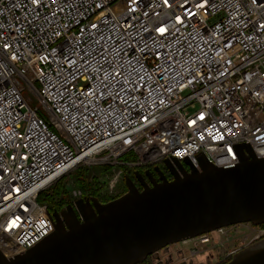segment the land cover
<instances>
[{"label":"built area","instance_id":"1","mask_svg":"<svg viewBox=\"0 0 264 264\" xmlns=\"http://www.w3.org/2000/svg\"><path fill=\"white\" fill-rule=\"evenodd\" d=\"M240 145L264 158V0H0L5 259L52 233L37 198L80 166L118 167L111 193L124 169L231 166ZM241 225L181 244L193 255Z\"/></svg>","mask_w":264,"mask_h":264},{"label":"water","instance_id":"2","mask_svg":"<svg viewBox=\"0 0 264 264\" xmlns=\"http://www.w3.org/2000/svg\"><path fill=\"white\" fill-rule=\"evenodd\" d=\"M238 163L215 167L204 155L165 160L143 175L123 177L126 192L106 203L80 197L53 211V231L25 253L0 264H141L159 250L220 228L264 224V158L237 147ZM146 179V180H145ZM147 181V182H146ZM225 264H264V243Z\"/></svg>","mask_w":264,"mask_h":264},{"label":"trees","instance_id":"3","mask_svg":"<svg viewBox=\"0 0 264 264\" xmlns=\"http://www.w3.org/2000/svg\"><path fill=\"white\" fill-rule=\"evenodd\" d=\"M90 169L91 168L87 167H85L84 169L77 168L74 173V178H72L73 187L76 191L80 192L81 197H94L97 198L101 203H106L120 197L126 192V189H124L122 193L114 197L104 194L103 191H105L104 189L106 187V181L104 180V177H106L107 174V177L112 175L111 168L102 167L98 174L90 171ZM161 169L162 171H164L165 175H168V180H171L172 178L167 173V171L163 167H161ZM140 170L145 171L146 169H124L123 176L127 175L134 181V172ZM45 191V194H42V192L41 194H39L37 200L40 204L46 206L49 214H51L53 211H59L61 210V208L72 204V195L70 196L69 190L66 188V186L60 185L59 182ZM260 227L264 228V224ZM230 259L231 257L226 258L225 261L221 264L227 263ZM141 264H155V262L153 261V258L151 256H148Z\"/></svg>","mask_w":264,"mask_h":264},{"label":"rangeland","instance_id":"4","mask_svg":"<svg viewBox=\"0 0 264 264\" xmlns=\"http://www.w3.org/2000/svg\"><path fill=\"white\" fill-rule=\"evenodd\" d=\"M33 85H34L35 89L37 91H39L38 86L36 84H33ZM22 95L27 100V104L30 108L37 109V113L40 117H42L43 119H48L49 114H48L47 110L44 108L43 103L41 102V100L38 98L37 95L30 92L28 89H24L22 91ZM132 160H133V156L131 154L125 155L121 158V161H125V162H131ZM78 168L84 169L85 167L80 166ZM101 168H102L101 166L91 167L90 171H93L95 174H98V172L101 170ZM118 169H119L118 167H111V170H118ZM75 171H76V169L73 170L72 172L66 174L65 176L61 177L60 179H58L53 185H51L49 188H47V190L59 182L60 185L66 186V188L69 190L70 196L72 195L71 198L74 201L75 198L73 197V193L79 192V191L75 190V188L73 187V183H72V180H73L72 178H74ZM107 176H108V174H107ZM107 176L104 177V180L106 181V187L104 189L105 191H103L104 194L114 197V196L122 193L124 191V189H126L124 182H123V177H124L123 176L122 179L118 180L115 188L111 191V193H109L107 183L109 182V179H111L113 175H111L109 177H107ZM45 193H46V191L42 192V194H45ZM259 230L264 231V228H262L260 226H253L251 224H244V225H241L239 227H234V229H229V231L232 235L230 236V240L228 241V245L225 246V249H223L221 247L223 244H221L218 240L217 241L218 245H216V248L217 249L222 248V250H226V252L233 251V249L235 248L233 245L234 241H236V242L237 241L238 242L243 241L244 245H247L256 239V235H258ZM259 238H261V236ZM216 248H213V249L208 248L209 254L213 255V253H210V252ZM226 252H224V253H226ZM214 255H216V253H214ZM154 259H156V260L160 259L159 255H155L153 257V261H154ZM222 259L224 261L226 258L223 257ZM215 260H213L211 262V264H215V262H216ZM223 261H221L219 264H221Z\"/></svg>","mask_w":264,"mask_h":264},{"label":"flooded vegetation","instance_id":"5","mask_svg":"<svg viewBox=\"0 0 264 264\" xmlns=\"http://www.w3.org/2000/svg\"><path fill=\"white\" fill-rule=\"evenodd\" d=\"M149 170L152 171L154 176H156V174L153 172L152 168ZM139 172L142 175L144 173L143 170H140ZM165 176L167 177L168 175H165ZM134 183H135L136 187L141 189L140 184L138 182H136L134 180ZM259 237L247 245H244L243 241H240V242L234 241L233 245L235 248L233 249V251H230V252H226V250H222V248L225 249V246L228 245V241L230 240V238H229L228 241L225 242L221 246L222 248H220V249H217L216 245H212V246L206 245V246H202L195 254L189 255L180 242L177 244H172L170 246H167V247L159 250L157 253L151 255V257L153 258L155 255H159L160 259H158V260L154 259L155 264H211V262L215 259H216L215 264H219L221 261H223V259H222L223 257L229 258V257H232L233 254H235L239 251H242L246 248L258 247V246L262 245L264 243V234L261 235V238H259ZM214 240L216 241L217 239H214ZM208 248L209 249L216 248L210 252V253H213V255L209 254ZM224 252H226V253H224ZM214 253H216L217 256L214 255Z\"/></svg>","mask_w":264,"mask_h":264},{"label":"snow or ice","instance_id":"6","mask_svg":"<svg viewBox=\"0 0 264 264\" xmlns=\"http://www.w3.org/2000/svg\"><path fill=\"white\" fill-rule=\"evenodd\" d=\"M161 31H163V30L161 29Z\"/></svg>","mask_w":264,"mask_h":264}]
</instances>
